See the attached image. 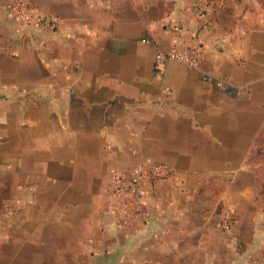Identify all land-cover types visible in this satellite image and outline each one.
Segmentation results:
<instances>
[{"label":"crops","instance_id":"obj_1","mask_svg":"<svg viewBox=\"0 0 264 264\" xmlns=\"http://www.w3.org/2000/svg\"><path fill=\"white\" fill-rule=\"evenodd\" d=\"M27 1L59 22L0 0V264H264V0ZM174 25L201 63L160 76ZM140 162L173 173L131 202Z\"/></svg>","mask_w":264,"mask_h":264},{"label":"built area","instance_id":"obj_2","mask_svg":"<svg viewBox=\"0 0 264 264\" xmlns=\"http://www.w3.org/2000/svg\"><path fill=\"white\" fill-rule=\"evenodd\" d=\"M208 1L201 0L195 6L196 16L208 24L211 11ZM18 18L24 23H31L34 19L47 26H55L59 22L54 15H42L41 12L27 0H17L16 2ZM174 32L171 47L168 50H158L155 55L154 67L158 75L166 74L168 65L172 61L183 62L184 64L196 68L201 63V51L196 39L183 44L181 28L177 25L171 26ZM143 41H147L143 39ZM173 173L172 168L167 164L159 162H140L134 166L128 174L116 172L113 176L115 190L128 201H141L146 195V184L156 179H165ZM230 219L228 213L225 214L224 222Z\"/></svg>","mask_w":264,"mask_h":264},{"label":"trees","instance_id":"obj_3","mask_svg":"<svg viewBox=\"0 0 264 264\" xmlns=\"http://www.w3.org/2000/svg\"><path fill=\"white\" fill-rule=\"evenodd\" d=\"M264 161V138L259 140L258 148L255 150V153L252 155V160ZM210 189H213V193H218L219 188L217 185L210 183L206 186ZM205 190V187L203 188Z\"/></svg>","mask_w":264,"mask_h":264}]
</instances>
